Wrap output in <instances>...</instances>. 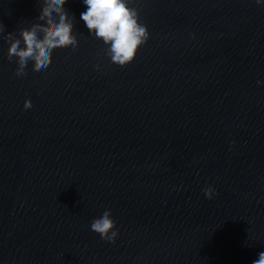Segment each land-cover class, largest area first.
I'll use <instances>...</instances> for the list:
<instances>
[{
	"label": "water",
	"instance_id": "95a60500",
	"mask_svg": "<svg viewBox=\"0 0 264 264\" xmlns=\"http://www.w3.org/2000/svg\"><path fill=\"white\" fill-rule=\"evenodd\" d=\"M133 6L151 36L123 67L80 21L78 48L43 74L16 76L0 40V264H251L264 250V5ZM38 7L0 0V22ZM66 7L78 20L85 6ZM105 208L114 243L89 228Z\"/></svg>",
	"mask_w": 264,
	"mask_h": 264
},
{
	"label": "clouds",
	"instance_id": "9594fccd",
	"mask_svg": "<svg viewBox=\"0 0 264 264\" xmlns=\"http://www.w3.org/2000/svg\"><path fill=\"white\" fill-rule=\"evenodd\" d=\"M68 0H38V13L26 24L5 31L0 22V40L7 45L4 50L8 61H15L14 74L19 77L28 75L29 67L39 74L45 73L53 62V53L57 49H77L79 46L76 22L83 23L88 35L99 41L103 54L110 63L126 66L132 62L140 47L151 36L148 26L141 22L140 11L133 6V0H81L84 9L77 20L67 7ZM264 5V0H254ZM94 68L99 71L102 65ZM258 85L264 80L258 79ZM24 108L36 109L33 100H25ZM205 198L211 199L216 189L211 186L202 188ZM89 228L102 240L114 243L119 236V228L113 218L112 210L105 208L100 215L93 217ZM251 264H264V250L257 253Z\"/></svg>",
	"mask_w": 264,
	"mask_h": 264
}]
</instances>
